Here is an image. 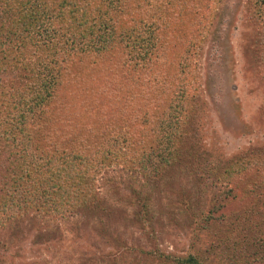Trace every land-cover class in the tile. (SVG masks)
<instances>
[{
  "label": "rangeland",
  "instance_id": "rangeland-1",
  "mask_svg": "<svg viewBox=\"0 0 264 264\" xmlns=\"http://www.w3.org/2000/svg\"><path fill=\"white\" fill-rule=\"evenodd\" d=\"M156 5L162 21L157 30L150 25L138 37L136 30L118 28L117 35L110 31L111 38L104 44L122 40L131 47L148 38V44L141 46L147 63L157 58V48L162 49L154 75L137 73L138 82L130 83L131 88L118 94L119 84L115 87L110 80L120 74L116 64L120 65L121 58L108 52H102L97 59L91 55L89 62L98 64L93 74L97 75L93 79L97 84L87 78L82 84L68 86L69 96L66 87L65 92L55 88L59 99L49 106V119L44 120L38 113L33 117L34 121L41 119L40 123L52 120L54 132L56 128L58 133L60 127L59 135L85 137L84 156L92 157V162L86 160L88 169L95 167L93 158L98 157L99 163L106 165L105 155L111 156L106 151L124 148L122 138L115 141L112 132L118 137L131 135L137 147L133 161L127 160V166L122 168L108 165L95 180L97 194L103 200L99 207H107L113 213L110 222L99 223L97 216L91 218L84 212L61 218L28 213L20 228L0 226V264H135L130 256L121 257L127 252L124 248L133 247L143 252L136 256L138 264H176L175 259L188 253L199 264H238L239 245L242 259L260 263L257 259L262 257L264 247L255 238L264 226V199L259 195L255 202L247 199L243 190L253 188L248 195H254L261 181L248 171L240 175L241 167L236 164L252 151L264 162L262 10L256 11L254 0H157ZM153 14L157 18L158 13ZM10 18L0 6V25L8 27ZM117 36L121 37L119 41ZM159 40L165 41L161 47ZM20 49L4 53L9 65L22 58L26 62L19 65L30 62L27 52ZM185 59L190 73L183 77L185 71L178 69L180 75L175 76V72L179 74L177 66ZM187 65L183 67L188 68ZM112 66L115 73L110 75ZM139 67L134 65L136 70ZM22 73L19 66L6 69L0 73V86L9 89L21 85L26 82ZM177 78L182 80L178 82ZM181 83L183 87L179 86ZM86 91L93 92L92 102L75 104L73 92H80L83 97ZM173 98L182 107L175 105L174 110L165 111L164 101ZM68 102L72 104L67 105ZM40 126L43 125L37 127ZM166 148L173 151V159L162 166L160 160L165 157ZM9 153V144L1 140L0 176L8 175ZM136 153L145 154L143 165L136 162L140 158ZM139 166L157 172V178L143 181L140 175L136 176ZM230 170L236 172V177L226 182L223 178ZM258 175L260 179L264 176ZM130 179L144 188L142 192L149 197L148 202L142 200L149 207L145 218L150 224L145 234L135 228L138 206H130L122 198L126 190L121 188ZM130 185L135 187L130 192H138L137 186ZM5 187L0 184V188ZM228 190L234 197L228 195ZM211 207L223 219L215 226H205L203 218ZM248 207L259 221L251 232L247 227L253 239L247 238L246 231L242 240L232 239L234 234L226 233L230 231L228 220L240 219ZM201 226L207 228L203 230ZM148 252L153 255L146 257ZM119 257L123 262L118 261Z\"/></svg>",
  "mask_w": 264,
  "mask_h": 264
},
{
  "label": "trees",
  "instance_id": "trees-1",
  "mask_svg": "<svg viewBox=\"0 0 264 264\" xmlns=\"http://www.w3.org/2000/svg\"><path fill=\"white\" fill-rule=\"evenodd\" d=\"M156 3L157 0H0L4 13L11 16L8 27L0 25V73L19 66L26 81L19 86L9 87V89L0 86V141L9 144L10 148L7 160L10 166L7 170L8 175L0 176V184L6 186L4 189L0 188L3 189L0 194V226L13 225L20 228L28 213L61 218L62 215L69 217L75 212H84L90 214L91 218L97 216L99 223L112 218L113 213L110 209L99 207V203L102 204L103 200L97 194L95 180L103 168H108V165L109 168H122V165L128 163L127 160H132L137 147L131 135L118 137V133L112 132L111 135L115 141H120L122 138L121 146L124 148L115 147L116 149H112V152L106 151L111 153V156L105 155L103 159L104 162L107 161L106 165L99 163L98 157L93 158L95 167L88 169L85 166L88 164L86 160L92 162V157L84 156L87 145L84 146L82 143L85 137L59 135L60 127L58 133L56 128L54 132L52 120L40 123L41 119L34 121L33 117L38 113L44 120L49 119L50 116L46 114L47 110L56 99H59L57 98L58 92H54L55 88L60 92H65L66 87V95L69 96L71 92L68 91V86H76V83L82 84L87 78H91L90 83L93 85L97 84L93 80L97 75L95 77L93 74L98 64L89 62L91 55L97 59V57H102V52H108L110 55L121 58L120 65L116 64L120 74L117 77L113 76V80H110L115 87L118 86V94L123 90L126 91V88H131L130 83L138 82L137 73L154 75L157 71L158 60L162 57L159 58L162 49L157 48L154 53L155 55L158 53L157 58L147 63L145 54H143L144 47L141 46L148 44V38L132 43L131 47L128 46V42L122 40L104 44L111 38L110 31L112 30V34L117 35L116 29L118 28L136 30L138 37L142 36L144 29L150 25H155V30H157L162 21ZM254 5L257 7L256 11L261 9L262 16H264V0H254ZM155 12L158 13L157 18L153 14ZM117 38L119 41L121 37L117 36ZM159 42H162L159 45L161 47L165 41L159 40ZM18 49L27 52L25 55L30 62L21 66L19 64L26 62L24 58L18 61L13 60L10 68L8 60L4 59L6 55L4 53H11ZM112 50L114 53L110 52ZM181 62L176 70L185 71L183 77H186L190 73V65L189 63L187 65L186 59ZM134 65H139V69L136 70ZM185 65L189 67H183ZM101 73L104 74V71ZM101 73L99 71L100 75ZM113 73H115L114 66H112L110 75ZM178 73L175 72V76L180 75V71ZM182 78H177L176 81ZM116 84L119 85L116 86ZM179 86L183 87L182 83ZM73 93L77 98L75 104H79L78 106L92 102L93 92L91 91L83 93V97L80 92ZM69 104L72 102H68L67 105ZM164 104L163 109L168 112L174 110L175 105L182 107V104L174 98L164 101ZM38 125L43 126L37 127ZM171 137H176V135ZM109 146L113 148L112 145ZM164 152L165 157L160 160L162 166L173 159V153H171L173 151L166 148ZM136 155L140 157L136 162L143 165L145 154L136 153ZM260 158L258 153L252 151L236 164L241 167L240 175L248 171L250 176L261 181L256 194L248 195L254 190L250 187L243 190L246 198L250 200L252 198L254 202L260 197L264 199V176L260 179L258 175L260 173L264 175V162ZM131 164L133 165L132 162L129 165ZM138 169L136 176L140 175L143 181L156 179L158 176L157 172L147 169L146 166L145 168L139 166ZM232 172L230 170L227 173L228 175L223 178L224 181H231L236 177V172ZM130 183L139 188L138 192H130V190H135ZM111 184L114 183L111 182ZM121 189L127 191L122 193V198H125L124 202L133 207L138 206V214L135 213L137 218L135 228L144 234L148 233L150 222L145 217L149 207L142 200L147 199L148 202L149 197L142 192L144 188L138 186L134 179H130L128 185ZM227 192L229 196L233 195L231 190ZM257 195L260 196L258 199H256ZM219 207L224 208L222 204ZM261 207L264 208V206ZM246 210L240 219L228 220L230 231L226 230V233L234 234L232 239L242 240V233L245 231L247 238L253 239L249 232L254 227H258L259 221L252 208L248 207ZM214 211L211 207L206 212L203 218L205 226H215V223L222 221V215H215ZM247 227L250 228L249 232ZM261 227L257 233L258 238L255 240L264 247V226L261 225ZM200 229H203L202 226ZM107 243L114 247L112 242L107 241ZM230 248L232 251L236 250L234 247ZM238 249H240L238 251L240 257L237 263L252 264V260L242 259L241 245ZM120 250L118 251L120 253L127 250L126 253L121 254V257L128 255L132 259L131 263H140L137 262L139 259L136 256L143 254L141 250L134 247ZM145 255L148 257L153 253L148 252ZM121 257L118 261H122ZM102 258L109 259L106 256ZM175 260L176 264H199L198 259L191 253ZM257 260L259 264H264V253Z\"/></svg>",
  "mask_w": 264,
  "mask_h": 264
}]
</instances>
